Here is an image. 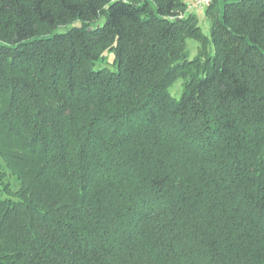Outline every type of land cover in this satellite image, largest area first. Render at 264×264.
Returning <instances> with one entry per match:
<instances>
[{"label": "trees", "instance_id": "trees-1", "mask_svg": "<svg viewBox=\"0 0 264 264\" xmlns=\"http://www.w3.org/2000/svg\"><path fill=\"white\" fill-rule=\"evenodd\" d=\"M203 12L0 0V264H264V0Z\"/></svg>", "mask_w": 264, "mask_h": 264}, {"label": "rangeland", "instance_id": "rangeland-1", "mask_svg": "<svg viewBox=\"0 0 264 264\" xmlns=\"http://www.w3.org/2000/svg\"><path fill=\"white\" fill-rule=\"evenodd\" d=\"M192 4V8H196L199 20H200V25L204 32L208 33V22L205 18L204 12H203V5L208 4L210 0H204V4L201 2L203 0H188ZM198 46L199 43L194 40V39H188L187 42V48L190 54V57H194L198 53ZM112 55H109V60H111ZM184 88V79L179 78L170 88V92L173 97L175 98H180V95L182 93V90Z\"/></svg>", "mask_w": 264, "mask_h": 264}, {"label": "built area", "instance_id": "built-area-1", "mask_svg": "<svg viewBox=\"0 0 264 264\" xmlns=\"http://www.w3.org/2000/svg\"><path fill=\"white\" fill-rule=\"evenodd\" d=\"M202 3L204 2V0L203 1H201ZM204 4V3H203Z\"/></svg>", "mask_w": 264, "mask_h": 264}]
</instances>
